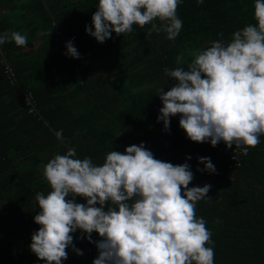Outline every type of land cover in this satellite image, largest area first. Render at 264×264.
I'll return each instance as SVG.
<instances>
[{
    "label": "trees",
    "instance_id": "trees-1",
    "mask_svg": "<svg viewBox=\"0 0 264 264\" xmlns=\"http://www.w3.org/2000/svg\"><path fill=\"white\" fill-rule=\"evenodd\" d=\"M98 2L0 0V34L18 31L28 38L24 47L0 45V264H46L29 246L41 227L34 222L40 211L35 196L51 191L43 171L55 155L74 147L76 158L102 166L110 151L141 143L155 159L188 163L194 175L189 188L212 186L211 200L197 202L196 214L212 232L214 264H264V135L243 155L235 145L190 141L179 114L167 131L157 121L159 90L174 84L165 69L187 70L212 42L230 43L236 31L256 25V0H182V29L174 41L163 32L149 34L151 24H134L131 33L113 32L102 44L85 31ZM68 41L79 59L65 55ZM60 130L63 143L55 135ZM201 157L211 159L215 174L197 171L205 167ZM72 236L83 255L69 246L61 264H93L102 238L93 232L90 243L79 229Z\"/></svg>",
    "mask_w": 264,
    "mask_h": 264
},
{
    "label": "clouds",
    "instance_id": "clouds-1",
    "mask_svg": "<svg viewBox=\"0 0 264 264\" xmlns=\"http://www.w3.org/2000/svg\"><path fill=\"white\" fill-rule=\"evenodd\" d=\"M181 2L99 0L92 25H86L85 31L102 44L113 32L131 33L134 24L141 28L151 24L149 34L163 32L174 41L182 29L177 16ZM203 2L197 0L198 5ZM254 18L257 24L236 31L230 43L217 40L196 53L187 70L165 69L174 81L158 94L163 106L157 121L163 122L165 131L170 119L179 114V126L192 142L210 141L212 147L223 142L229 149L235 145L243 155L260 143L264 135V0H256ZM157 19L159 24L154 23ZM27 40L18 31L0 34V45L11 41L24 47ZM66 49L65 55L80 58L72 41ZM176 62L183 63L182 58L178 56ZM55 135L64 142L63 130ZM198 162L205 167L197 171L215 174L210 158L201 157ZM43 175L51 191L36 193L40 211L34 222L41 227L29 247L46 264H61L68 258L69 246L83 255L73 245L72 233L78 229L90 243L93 232L102 238L95 242L98 257L93 264H214L212 232L196 214L197 202L211 200L212 186L189 188L194 175L188 163L173 165L155 159L141 143L126 147L124 153L110 151L98 166L90 157L76 158L72 147L64 155H55ZM77 196L85 198L86 204H78ZM105 205H110L107 211Z\"/></svg>",
    "mask_w": 264,
    "mask_h": 264
}]
</instances>
